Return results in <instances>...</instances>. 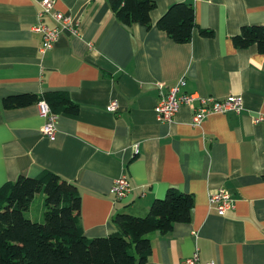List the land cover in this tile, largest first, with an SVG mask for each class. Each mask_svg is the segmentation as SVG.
<instances>
[{
    "label": "crops",
    "instance_id": "crops-1",
    "mask_svg": "<svg viewBox=\"0 0 264 264\" xmlns=\"http://www.w3.org/2000/svg\"><path fill=\"white\" fill-rule=\"evenodd\" d=\"M52 1V12L70 16L76 33L65 30L42 53L34 28L43 0H0V104L13 95L65 92L79 112L61 114L51 140L38 105L2 110L0 189L20 176L58 174L80 192L89 238L116 232L118 214L146 217L174 189L194 197L191 221L149 234L148 264H183L197 250L204 263L264 264V123L255 122L264 116V56L257 46L233 42L244 27L264 25V0H153L150 28L123 25L109 0ZM175 4L194 8L190 43L157 27ZM43 22L55 27L50 15ZM182 77L198 98H241L242 113L195 125L193 107L183 106L171 121L161 120L156 106ZM112 102L116 113L108 111ZM124 174L131 191L117 200L112 189ZM220 188L234 198L225 216L209 205ZM39 197L31 220L43 219Z\"/></svg>",
    "mask_w": 264,
    "mask_h": 264
},
{
    "label": "trees",
    "instance_id": "trees-1",
    "mask_svg": "<svg viewBox=\"0 0 264 264\" xmlns=\"http://www.w3.org/2000/svg\"><path fill=\"white\" fill-rule=\"evenodd\" d=\"M109 1L123 25L152 26L153 0ZM157 27L176 43H190L196 28L194 8L171 6ZM201 34L214 37L211 30H201ZM233 42L238 49L257 46L264 56V25L244 27ZM41 101L58 117L79 112V106L65 92L8 96L2 100L0 112ZM38 195L45 197L42 221L26 216ZM193 208L192 195L171 189L164 199L153 203L146 217L118 214L112 220L116 232L89 238L82 225V198L75 184L50 170L37 177L20 176L0 189V264H148L153 252L148 235L167 234L176 224L189 223Z\"/></svg>",
    "mask_w": 264,
    "mask_h": 264
},
{
    "label": "built area",
    "instance_id": "built-area-1",
    "mask_svg": "<svg viewBox=\"0 0 264 264\" xmlns=\"http://www.w3.org/2000/svg\"><path fill=\"white\" fill-rule=\"evenodd\" d=\"M53 3L52 0H43L42 11L39 14V23L34 28L35 32L43 37L42 53L54 48L59 42L62 32L65 30H71L76 33V30L71 27L72 21L70 16L60 12H52ZM47 15H50L55 21V27H51L43 22L44 17ZM185 86L186 78L182 77L175 86L170 88L166 94L162 95L156 106V113L161 120L171 121L183 106L193 107V123L195 125H200L208 116L214 114H227L229 112L241 114L244 109L243 101L239 97L231 96L225 100H217L216 98L201 99L195 94L187 93L185 91ZM197 100H199L200 103L198 106H195ZM38 108L40 115L46 119L43 133L46 137L53 140L57 132L56 122L58 116L51 112L45 101H41L38 104ZM108 111L110 113H116L118 111V103L112 102L108 106ZM255 122L257 124L264 123V116H258ZM135 151L136 154L139 152L138 149ZM130 191L131 184L126 174L116 180L112 189V193L117 200L124 199ZM209 205L218 215L225 216L228 211L234 208V198L227 189L220 188L210 195ZM183 264H215V262H201L197 250L195 254H193L191 258L186 259Z\"/></svg>",
    "mask_w": 264,
    "mask_h": 264
},
{
    "label": "rangeland",
    "instance_id": "rangeland-1",
    "mask_svg": "<svg viewBox=\"0 0 264 264\" xmlns=\"http://www.w3.org/2000/svg\"><path fill=\"white\" fill-rule=\"evenodd\" d=\"M40 206H41V200H40V197H39V195L37 196V198H36V200H35V202H34V204H33V211L31 212V213H27L26 214V216H27V218L28 217H36V215L38 214V212H39V208H40Z\"/></svg>",
    "mask_w": 264,
    "mask_h": 264
}]
</instances>
